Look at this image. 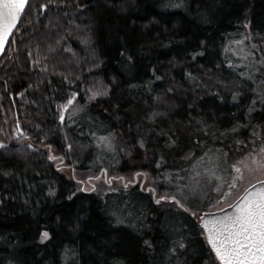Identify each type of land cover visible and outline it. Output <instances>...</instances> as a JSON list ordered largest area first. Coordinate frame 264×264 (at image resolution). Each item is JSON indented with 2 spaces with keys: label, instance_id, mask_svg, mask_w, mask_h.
Returning a JSON list of instances; mask_svg holds the SVG:
<instances>
[{
  "label": "trees",
  "instance_id": "16d2710c",
  "mask_svg": "<svg viewBox=\"0 0 264 264\" xmlns=\"http://www.w3.org/2000/svg\"><path fill=\"white\" fill-rule=\"evenodd\" d=\"M245 19L264 34V0H31L0 59V140L26 136L0 149V264H218L197 216L139 186L79 190L46 147L82 172L106 151L109 174L148 173L162 194L209 152L233 176L264 144V79L225 54ZM113 196L142 203L139 225Z\"/></svg>",
  "mask_w": 264,
  "mask_h": 264
},
{
  "label": "rangeland",
  "instance_id": "374dc122",
  "mask_svg": "<svg viewBox=\"0 0 264 264\" xmlns=\"http://www.w3.org/2000/svg\"><path fill=\"white\" fill-rule=\"evenodd\" d=\"M225 54L229 63L235 68L245 69L241 75L244 80L257 75L264 79V34L253 33L249 20L245 19L240 24V31L229 36L225 45ZM98 89H89L87 93L89 102L95 101L101 95ZM76 95H72L67 102L59 104L60 117H63L61 121L67 116L76 115L79 111L78 107L75 106ZM78 118L81 121L84 120L80 116ZM22 135L24 137L25 133L21 129L14 130L13 138L4 137L5 140H0V143L5 148L13 139H19L18 137ZM98 145L100 150L103 151V143L99 141ZM46 150L56 168L74 180L79 190L105 194L112 190H128L130 187L139 186L144 192L149 193L152 198L155 191V201H160V209H170L177 206L176 203L174 206L168 200H160L164 197L166 199L175 198L185 207H190L195 212L196 210L201 213L221 210L231 205L248 187L264 180V144L253 145L248 153L231 162L234 170L233 176L230 167L228 168L227 165L215 159L216 152H209L208 156L205 157V162L189 173L188 176L173 178L165 182L164 194L157 191L156 183L148 173L138 172L128 176L109 174L108 167L114 166V162L111 161V154L106 151L102 152L103 157L107 160L105 168L98 172H82L70 167L65 158L58 155L55 149L46 147ZM99 155L101 156V154ZM234 166L240 167L241 172L237 173ZM109 202L111 205L120 206L118 213L124 219L132 220L136 226L141 223L139 213L142 203L139 200L131 197L113 196L110 197Z\"/></svg>",
  "mask_w": 264,
  "mask_h": 264
},
{
  "label": "snow or ice",
  "instance_id": "6c2138e0",
  "mask_svg": "<svg viewBox=\"0 0 264 264\" xmlns=\"http://www.w3.org/2000/svg\"><path fill=\"white\" fill-rule=\"evenodd\" d=\"M28 5L29 0H0V49ZM3 147L0 143V148ZM234 168L237 173L241 172L240 167ZM232 207V214L206 220L203 224L212 249L223 264H264V189L250 192ZM43 235L47 238L49 233Z\"/></svg>",
  "mask_w": 264,
  "mask_h": 264
},
{
  "label": "water",
  "instance_id": "95a60500",
  "mask_svg": "<svg viewBox=\"0 0 264 264\" xmlns=\"http://www.w3.org/2000/svg\"><path fill=\"white\" fill-rule=\"evenodd\" d=\"M31 0H29V3H30ZM28 6L25 7V10L24 12L21 14V17H20V20L18 21L17 25H16V28L13 30L12 34L8 37L6 43L3 45L2 49H0V59L2 58V56L4 55V53L6 52L8 46H9V43L13 37V35L15 34V32L17 31L23 17H24V14L27 10ZM261 189H264V180H261V181H258L256 183H254L253 185H251L250 187H248L231 205L227 206L226 208H223V210H217V211H210V212H202L200 214L198 213H193L191 212L190 210L186 209V207L184 206L183 208L180 207V202L176 199H173V198H170V199H167L169 201H173L175 202L179 208L181 209H185L187 211L190 212V214H192L193 216H198V221L200 223V226L205 234V238H206V241H207V244L209 245L211 251L213 252L215 258L217 259L218 263L219 264H223V262L216 256V253L214 251V249H212L211 247V243L209 241V238H208V235H207V230L203 227V224L206 220H213L215 218H219V217H223L225 215H230L234 212V206L235 204H237L242 198H244L245 196H247L250 192H254V191H258V190H261ZM156 197V193L154 191V195H153V198L155 199ZM160 200H164L163 198H161ZM177 201L179 203H177Z\"/></svg>",
  "mask_w": 264,
  "mask_h": 264
},
{
  "label": "flooded vegetation",
  "instance_id": "af4514ba",
  "mask_svg": "<svg viewBox=\"0 0 264 264\" xmlns=\"http://www.w3.org/2000/svg\"><path fill=\"white\" fill-rule=\"evenodd\" d=\"M141 188V187H140ZM154 200H156V197H155V199Z\"/></svg>",
  "mask_w": 264,
  "mask_h": 264
}]
</instances>
